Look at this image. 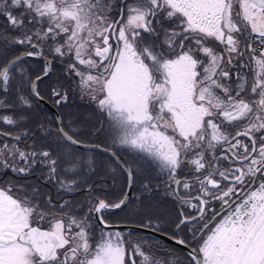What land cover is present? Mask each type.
Masks as SVG:
<instances>
[{
  "label": "snow or ice",
  "instance_id": "snow-or-ice-1",
  "mask_svg": "<svg viewBox=\"0 0 264 264\" xmlns=\"http://www.w3.org/2000/svg\"><path fill=\"white\" fill-rule=\"evenodd\" d=\"M234 5L239 8L236 12ZM113 7L119 8L118 16L110 15ZM0 18L11 33L0 32V46L6 49L0 56L17 53L0 62V92L6 95L11 87L17 88L16 103L0 99V110L18 109L13 115L0 114V122L24 128L16 135L0 131V137L15 141L0 142V167L22 176L39 172L43 180L55 181L67 191L81 185L75 179L66 183L61 174L78 176L85 164L94 171L93 161L75 151L83 145L65 131L62 121L53 128L52 121L32 111L29 97L44 99L37 83L50 75V66L45 65L43 76L32 79L21 65L27 57H40L41 46L48 45L53 57H71L67 70L111 118L113 143L138 153L121 164L129 165L124 169L129 187L144 170L142 162L150 158L167 171L170 185L183 187L184 196L171 189L180 203L197 208L203 216L209 201L219 200L229 213L193 250L197 264H264V53L256 59L255 78L249 81L237 75L233 85L227 82L231 73L223 67L224 56L207 46L209 38L223 44L232 65L236 57L243 59L242 41L244 49L251 48L247 40L256 36L264 43V0H121L115 6L108 0H0ZM163 20L171 24L166 27ZM113 38L115 44L110 42ZM249 56L254 59L250 52ZM48 99L57 107L66 103L64 85L57 81ZM220 116L237 128V122H244L243 130L235 136L222 131L215 122ZM167 128L176 135H167L162 130ZM208 128L211 140H206ZM61 142L66 147L58 151ZM224 144L228 145L224 155L208 157ZM221 160H230L231 165L221 169L217 166ZM182 167L188 168L191 182L177 178ZM257 181L258 189L252 190ZM143 188L151 190L147 183ZM238 189L246 195L230 203ZM192 190L197 193L194 197ZM39 195L33 188L31 198L18 200L0 190V264H124L120 235L101 236L95 248L90 245L89 219L95 213V219L105 224L102 213L126 206L127 195L111 205L94 195L85 217L65 213L46 231L30 222L34 214L44 218L39 204L31 202ZM47 204L55 207L50 198ZM66 207V201L59 205L61 211ZM189 219L183 217L177 230ZM151 224L149 219L145 226ZM133 250L139 264H160L139 244Z\"/></svg>",
  "mask_w": 264,
  "mask_h": 264
},
{
  "label": "trees",
  "instance_id": "trees-1",
  "mask_svg": "<svg viewBox=\"0 0 264 264\" xmlns=\"http://www.w3.org/2000/svg\"><path fill=\"white\" fill-rule=\"evenodd\" d=\"M112 5H119L121 0H108ZM130 3V0H127ZM119 8L113 7L110 15L118 16ZM155 23V21H154ZM8 25L3 18H0V32H5L6 35H11L6 29ZM248 33H244V37H248ZM255 36V34H252ZM209 41V40H208ZM215 42V43H214ZM247 43L251 45L252 56L254 59H250L247 54L248 49H244L242 41V51L245 52L243 59L236 57L233 60L232 66L229 70L234 76L233 72L241 65L247 64V66H254L256 68V59L261 58V51L264 46L256 45L255 39H248ZM264 44V43H263ZM207 46L213 48L219 54L223 55L226 50L223 49V44L219 41L213 40L212 43L207 42ZM44 55L52 57L54 59V65L50 75L44 78L37 84V91L40 95L53 104L52 100L48 99L50 95L51 87L59 81L64 85V90L67 92L68 100L66 103L56 106L63 125L69 135H74V139H77L84 143L101 144L106 147L113 149L124 161L130 160L134 156L128 147L121 146L119 143H113L111 135L109 133L108 126L112 121L109 116L102 112L96 102L90 98V100H81L76 94L70 91L73 83L75 87L74 91L80 89L77 77L73 74V82H71V75L66 73L67 64L71 62L70 56L64 57H53L48 51V45L41 46ZM250 48V49H251ZM6 49L0 46V53ZM27 49H20L19 51H25ZM17 53H9L8 56H0V62L8 59L9 56ZM201 60L205 61L206 58L202 55ZM237 62H243L245 64L236 65ZM45 62L40 57L26 58L25 62L21 67L28 73V75L34 79L36 76L41 75L45 71ZM81 69L84 66H80ZM245 79L249 80V73L244 76ZM236 81V78L232 80V84ZM250 81V80H249ZM18 84V77H17ZM17 88L11 87L9 92L5 95L0 92V99L7 100L10 104L16 103ZM30 103L32 104V111H38L42 113L48 120L52 121V127L55 128L57 124V118L52 110L39 100L29 97ZM18 111L17 108H7L0 110V114L13 115L14 112ZM27 127V126H25ZM0 131H12L13 135L21 134L24 128H13L0 122ZM7 140L10 143H15L12 137L3 138L0 137V142ZM31 143V141H28ZM19 147H24V140L19 142ZM56 147V145H54ZM66 145L61 142L58 146V151L63 150ZM85 161L91 159L93 161L94 171H89L87 164L83 165V172L78 176L72 174H61L60 179L66 183L72 179L77 180L81 185L79 188H74L73 191H67L60 187L55 181L48 183L40 177L39 172L31 175L22 176L12 172L10 168L0 167V175L4 176L0 178V186L6 187L7 190L18 198L24 200L26 197H32V189L36 188L40 195L31 202H37L47 214L65 217V213L71 216H75L77 219L86 216L88 208L91 205V198L94 195H99L105 199L110 205L118 203L120 199H123L127 190V176L125 172L115 163L114 159L108 154L93 149H84L81 147L75 148ZM136 154V153H134ZM144 164V170L134 177L132 195L123 208L116 211L103 212L102 215L106 223H127L140 225L147 228H153L162 232L170 234H183V239L188 241L190 244H196V237L204 228V221H198L197 223H188L180 230L176 229V225L181 219V208L176 204L177 197L172 193V197H166L164 192H172L171 189L174 185H170L167 171H161L156 163L151 162L150 158ZM128 165V164H127ZM129 166V165H128ZM185 168L177 170V176L184 173ZM178 178V177H177ZM144 183L150 186V191L143 188ZM101 186V187H100ZM95 187L96 191H89V188ZM51 199L55 207L47 204L48 199ZM68 202V207L64 208L63 211L59 209V205ZM190 207V206H189ZM195 210L185 213L192 215ZM207 215V211L205 213ZM152 221L151 226H145L148 220ZM89 232L92 239V246L95 248L98 243L101 242V236L107 238L109 235L115 239L118 234L124 241L125 254L127 255V263L132 264L133 260L139 264L140 257H138L133 246L139 244L141 249L149 254L154 260H159L160 264H194V260L184 253L180 248L170 245L160 240H157L153 236H150L145 231L136 229H115L101 227L95 220L94 213L89 219ZM116 232V233H115ZM195 232V237L193 236ZM206 233V230L201 235ZM200 235V236H201ZM130 241L131 243H127ZM181 255L183 257L180 259Z\"/></svg>",
  "mask_w": 264,
  "mask_h": 264
},
{
  "label": "flooded vegetation",
  "instance_id": "flooded-vegetation-1",
  "mask_svg": "<svg viewBox=\"0 0 264 264\" xmlns=\"http://www.w3.org/2000/svg\"><path fill=\"white\" fill-rule=\"evenodd\" d=\"M134 2V0H130V3H133ZM173 20H175V18H173ZM163 23H164V25L167 27V26H169L170 24H171V21H168V20H163L162 21ZM254 34V33H253ZM256 38H257V36H256ZM209 41H210V43H212L213 42V40L211 39V38H209ZM208 41V42H209ZM111 43H113V44H115L116 43V41H115V39L113 38L111 41H110ZM215 43V42H214ZM225 47H224V45H223V49H224ZM180 51V49H177V53ZM225 54V53H224ZM226 55H227V52H226ZM172 58H175L174 56L172 57ZM53 59V58H52ZM241 65V64H245V63H243V62H237V64L236 65ZM205 66H207V64H205ZM224 67V69L225 70H227V66L225 67V65L223 66ZM229 70L231 69V67L230 68H228ZM199 71H203V69L202 68H200V69H198ZM229 84H232V82H231V80H229V82H228ZM233 85H234V83H233ZM253 98H255V97H253ZM215 122L217 123V124H220L221 125V130L222 131H224V132H226V133H229L230 135H232V136H234L235 134H236V132L237 131H242L243 130V128H244V122H237V123H239V128H237L236 127V124L234 123V124H232V125H228L227 124V122L226 121H224V118H222L221 116L220 117H218V118H216L215 119ZM211 135H212V129L211 128H208V129H206V140H211ZM239 139H241L242 140V142H245V143H247V139L246 138H243V137H240ZM227 148H228V145L227 144H224L222 147L221 146H217V148L215 149V150H213V151H210V152H208V157L210 158V159H215L217 156H222V155H224L225 154V152H226V150H227ZM131 150V149H130ZM132 151V150H131ZM133 155H136V154H134V152L132 151L131 152ZM237 163H239V162H237ZM231 165V161L229 160V161H225V160H221L220 161V163L217 165L218 167H221V169H223L224 167H229ZM186 169V168H185ZM180 174V173H179ZM179 174H178V178L179 179H181V180H188L189 182H191V175H190V173H189V171H188V169L186 170V171H184V173H182L180 176H179ZM2 177H4V176H1L0 175V178H2ZM259 183H260V181H257V183L256 184H254L253 186H252V190H257L258 189V186H259ZM224 185L222 184V187H223ZM101 187V186H100ZM175 187H176V189H177V191H178V193H179V195H181V196H184L185 195V190L183 189V187L181 186V187H178V186H176L175 185ZM195 190H192L191 191V196H194V195H196L197 193H196V191L194 192ZM9 195H11L12 196V194L10 193ZM164 195L166 196V197H169V198H171L172 197V192H164ZM246 195V193L245 192H242V191H239V189H238V191H237V195H233L232 197H231V199H230V203H231V201H237V202H239V197H243V196H245ZM13 198H14V196H12ZM196 203V201L195 200H193L192 201V204H195ZM176 204L181 208V210L183 211V213L185 214V213H188V212H191V211H193V210H195V212L194 213H196L198 210H197V208H194V207H192L191 205H188V204H182V203H180L178 200H177V202H176ZM190 206V207H189ZM223 209V210H222ZM108 210H105L104 212H107ZM116 211V210H115ZM206 211H207V215H206V217H207V221L206 222H209V224H208V227H209V235L211 234V231L210 230H214L215 229V227L218 225V224H220V223H222L223 221H224V219H226L227 218V216H228V212H226L225 210H224V208L222 207V205H221V202L219 201V200H210L209 201V204L206 206ZM206 211H205V213H206ZM205 213H204V216H205ZM187 217H191V216H188L187 214H185ZM203 216V217H204ZM94 217H95V213H94ZM202 217V218H203ZM47 219H48V215H44V218L43 219H41V218H39L38 219V221L39 222H36L35 223V221L32 223V226H35V227H39V228H41V229H50V227L47 225V224H44L43 222H45V221H47ZM96 221H97V219H95ZM97 223H98V221H97ZM99 224V223H98ZM190 224V223H189ZM100 225V224H99ZM101 226V225H100ZM185 225H182L181 226V228H183ZM101 227H103V226H101ZM106 228V227H105ZM89 234H90V232H89ZM175 235H177V236H181V237H183V234L182 233H180V234H175ZM91 240V243H92V239H90ZM93 247V246H92ZM183 257V255H181V257H180V259Z\"/></svg>",
  "mask_w": 264,
  "mask_h": 264
},
{
  "label": "water",
  "instance_id": "water-1",
  "mask_svg": "<svg viewBox=\"0 0 264 264\" xmlns=\"http://www.w3.org/2000/svg\"><path fill=\"white\" fill-rule=\"evenodd\" d=\"M41 52H42V55L40 56V58L41 59H43L47 64H49V71L51 72V70H52V61L48 58V57H46V56H44V54H43V49L41 48ZM27 58H32V57H27ZM39 76H43V74H41V75H39ZM44 78H46V77H44ZM43 78V79H44ZM40 102H42L43 104H45L47 107H49L51 110H52V112L55 114V116H56V118H57V122L58 121H62V118H61V116H60V114H59V112H58V110L56 109V107L53 105V104H51L48 100H46L45 98L44 99H42V100H39ZM62 123H63V121H62ZM63 127H64V125H63ZM64 129H65V127H64ZM65 131H66V129H65ZM82 143V145L83 146H81V148H84V149H93V150H97V151H101V152H103V153H105V154H108L109 156H111L115 161H116V163L121 167V164L123 163V160L121 159V157L120 156H118L112 149H110V148H108V147H106V146H104V145H101V144H99L100 145V148L99 149H97L96 147H95V145H97V144H93V143H84V142H81ZM119 158V159H118ZM123 170L125 169V168H127V165L126 164H124L123 165V167H121ZM125 172V171H124ZM126 173V172H125ZM127 175V174H126ZM128 178V177H127ZM132 187H133V184L131 185V187H129V184H128V186H127V190H126V194L125 195H127L128 196V201H129V199H130V197H131V193H132ZM128 203V202H127ZM124 207V206H123ZM122 207V208H123ZM108 211H115V210H119V209H111V208H109V209H107ZM95 216H96V214H95ZM200 216V213L198 212L195 216H193V217H191L189 220H193V219H195V218H197V217H199ZM183 217H185L184 215H183ZM182 217V218H183ZM98 221V223L101 225V226H103V227H106V228H117V229H136V230H142V231H145L147 234H149L150 236H153V237H155V238H157V239H160V240H162V241H165V242H169V243H172V244H175V245H177V246H179L180 248H182L186 253H188L193 259H194V257L197 255V253L196 252H194L193 250L195 249L194 247H192L191 245H189V244H187L186 242H185V244H178V243H176L175 242V240L174 239H172V237H175V236H172V235H169V234H166V233H164V232H161V231H159V230H156V229H152V228H146V227H143V226H139V225H134V224H127V223H105V224H101L100 222H99V220H97ZM35 227V226H34ZM41 229V228H40ZM41 230H48V229H41ZM177 239H179V240H182L180 237H176ZM194 261H195V263L197 264V261H196V259H194Z\"/></svg>",
  "mask_w": 264,
  "mask_h": 264
},
{
  "label": "rangeland",
  "instance_id": "rangeland-1",
  "mask_svg": "<svg viewBox=\"0 0 264 264\" xmlns=\"http://www.w3.org/2000/svg\"><path fill=\"white\" fill-rule=\"evenodd\" d=\"M239 10V8H238V5H234V9H233V11L234 12H236V11H238ZM234 19H235V17H234ZM256 45L257 46H264V44L261 42V40H260V38L257 36V38H256ZM263 50H264V48H263ZM262 50V53H264V51ZM216 51V50H215ZM252 51H254L252 48L251 49H248V52H247V54L249 55V52L251 53V56H252ZM217 52V51H216ZM218 54H219V52H217ZM198 55H199V57H200V59H201V57H202V54H199L198 53ZM221 55V54H220ZM223 56H224V64H223V66L225 65V67L227 66V71H229V69L228 68H230L232 65H229L228 63H227V59H228V56L226 55V52H225V54H223ZM241 66H243V67H240V68H237L234 72H233V74H234V76L235 77H233V75L231 74V79H229V80H234L236 77H237V75H243V76H245V75H247V73H249V80L251 81L252 79H254L255 78V73L256 72H258L259 71V68H256V67H254V66H247V64H245V65H241ZM232 69V68H231ZM66 73L69 75V73H70V75H71V82H73V74L74 73H72V72H69L68 70H67V68H66ZM231 73V72H230ZM229 80L227 81V82H229ZM77 81H78V84H79V78L77 77ZM235 82L236 81H234V84H235ZM75 87V84L73 83V87H72V89L70 88V91H72V92H74L75 94H76V96L77 97H79L81 100H90V96H88V95H86L84 92H82L81 91V89H79V90H77V91H74L73 90V88ZM217 94L218 95H220V97H221V99H223V93H221V92H219V90H217ZM255 98H257V97H255ZM222 117V116H221ZM110 118V117H109ZM167 118V117H166ZM223 118V117H222ZM111 119V118H110ZM206 119H208V118H206ZM112 121V120H111ZM112 124V122L108 125V126H110ZM162 130H164L165 132H166V134L167 135H169V136H173V135H176V133H174L173 131H172V129L171 128H167V129H162ZM130 149V148H129ZM132 150V149H131ZM201 150H203V149H201ZM133 151V150H132ZM134 152V151H133ZM135 153V152H134ZM137 154V153H136ZM189 158H192V156H191V153H189ZM189 167H191V165H189ZM188 168H186V169H184V171H186ZM0 190H4L5 192H6V194H10V192L7 190V188L6 187H3V186H0ZM195 192V191H194ZM197 195V194H196ZM196 195H194V196H196ZM12 196H14V198L15 199H18V200H22V199H20V198H18L17 196H15V195H12ZM193 196V197H194ZM32 203H37V202H32ZM39 207H40V209H41V211L44 213V215H48V219H47V221H45V222H43L44 224H47L49 227H51V225H53L54 223H55V220L56 219H59L61 216H56V215H52V214H47L46 213V211L39 205ZM40 217L38 216V215H36V214H34L31 218H30V222L31 223H33L34 221H35V223L36 222H39L38 221V219H39ZM201 218H197V219H195L194 221H192L191 223H194L195 221H197V220H200ZM34 227V226H33ZM116 233V232H115ZM209 233H206L205 234V236H204V238H206L207 237V235H208ZM90 239H91V237H90ZM89 243H90V245L92 246V243H91V240H89ZM127 243H131L130 241H127ZM124 264H128L127 263V255L125 254L124 255Z\"/></svg>",
  "mask_w": 264,
  "mask_h": 264
}]
</instances>
